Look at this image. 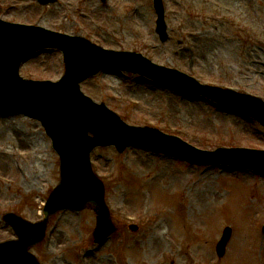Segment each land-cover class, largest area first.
<instances>
[{"label": "rangeland", "instance_id": "374dc122", "mask_svg": "<svg viewBox=\"0 0 264 264\" xmlns=\"http://www.w3.org/2000/svg\"><path fill=\"white\" fill-rule=\"evenodd\" d=\"M164 1L166 44L155 32L153 0H107L106 5L59 0L49 6L0 0V17L83 36L110 50L140 52L203 84L264 100V0ZM20 73L59 81L65 73L62 53L42 51ZM82 91L130 125L157 128L202 150H264V127L252 118L137 74L109 69L84 82ZM91 158L118 233L98 246L93 209L58 214L46 241L33 249L42 264H264V174L191 165L138 147L122 154L113 146L99 147ZM59 166L40 122L0 114V241L14 238L1 220L6 212L34 222L43 218L44 204L60 180ZM131 223L139 226L137 232L129 230ZM226 227L233 233L219 259L216 245ZM161 238L177 245H147Z\"/></svg>", "mask_w": 264, "mask_h": 264}, {"label": "water", "instance_id": "95a60500", "mask_svg": "<svg viewBox=\"0 0 264 264\" xmlns=\"http://www.w3.org/2000/svg\"><path fill=\"white\" fill-rule=\"evenodd\" d=\"M37 1L49 5L57 0ZM154 6L158 14L156 32L166 43L169 35L162 0H154ZM46 48L63 52L65 75L58 82L22 78L19 70L23 60ZM106 69L140 73L160 85L201 95L228 109L243 111L264 126V101L249 94L202 85L188 74L157 65L135 52L107 50L83 37L0 19V111L26 113L41 120L61 156V179L44 209L45 220L31 224L13 213L3 216L19 240L0 244V264H39L28 249L42 240L49 217L59 211L94 208L98 213L94 233L97 243L116 231L105 204V187L92 170L90 154L97 146L115 144L123 152L130 145H139L191 164L264 169L262 150L203 151L159 130L126 124L105 104L95 103L80 90L82 81ZM231 234L227 228L217 246L220 257L226 252Z\"/></svg>", "mask_w": 264, "mask_h": 264}, {"label": "bare ground", "instance_id": "6f19581e", "mask_svg": "<svg viewBox=\"0 0 264 264\" xmlns=\"http://www.w3.org/2000/svg\"><path fill=\"white\" fill-rule=\"evenodd\" d=\"M166 233V231L162 232L161 234ZM156 235V232H155ZM147 245H150V248H172L171 246L177 245L175 242L168 241L166 239H159V240H149Z\"/></svg>", "mask_w": 264, "mask_h": 264}]
</instances>
